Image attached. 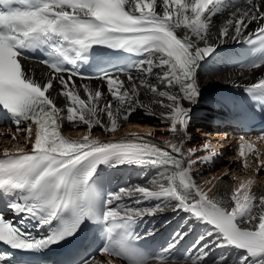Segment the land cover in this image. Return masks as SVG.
I'll return each mask as SVG.
<instances>
[{
	"label": "snow or ice",
	"instance_id": "1",
	"mask_svg": "<svg viewBox=\"0 0 264 264\" xmlns=\"http://www.w3.org/2000/svg\"><path fill=\"white\" fill-rule=\"evenodd\" d=\"M218 17L224 19L217 27ZM228 43L256 53L241 69L264 71V0H0V122L15 128L13 140L26 137L23 147L0 154V208L14 217L0 211V246L43 252L78 240L71 259L59 264H264V192L254 191L251 179L224 195L205 190L197 166L220 153L208 142L185 150L202 62ZM119 57L127 59L105 63ZM26 60L47 71L37 77ZM92 63L102 66L85 71ZM229 86L243 91L252 113L264 114V74ZM137 110L159 120L171 138L92 134L98 127L114 135ZM65 124L87 132L66 136ZM257 141L264 131L255 140L241 135L237 155L245 168L254 155L259 172L264 152ZM100 165L145 175L142 183L105 190L96 179ZM165 212L181 216L180 225L165 245H145L158 229L141 233L137 225ZM16 217L20 224L35 220L39 234L24 231ZM197 228L196 242L178 250ZM90 237L102 242L91 252ZM218 249L224 251L209 260ZM0 264L22 262L5 250Z\"/></svg>",
	"mask_w": 264,
	"mask_h": 264
},
{
	"label": "bare ground",
	"instance_id": "2",
	"mask_svg": "<svg viewBox=\"0 0 264 264\" xmlns=\"http://www.w3.org/2000/svg\"><path fill=\"white\" fill-rule=\"evenodd\" d=\"M223 19L224 18H221V17L214 18L213 24L217 25L218 27L223 22ZM212 31L216 32L217 28L214 27ZM230 44H234V43L220 45L214 53L206 57L205 60L202 62L201 68L198 72V79L201 85L203 86V88L201 90L200 102L197 105H195L193 108V111L191 114L192 119H194L195 117L198 118V116H202L204 119H206L208 117L204 113H210V110H216L219 108L218 104L209 96V91L212 88L219 86V85L229 84L230 82H247V83L255 82V79L259 78L260 75L264 74V71L260 69L249 71L247 69L224 68L222 64V60L224 59L223 49H225V47L229 46ZM25 67L29 69H35L37 77H40L43 72L47 71V69L44 66L31 62V61H26ZM240 73H243V75H240ZM92 83L95 86V85H98L100 82L97 80V81H93ZM142 98L145 99V101H147V97H142ZM59 102L61 106H63V104L65 103L63 100H60ZM124 123L126 126H123ZM191 125L192 124H190L189 127H191ZM64 128L66 129L67 133L74 138H78L87 132L86 126H82L77 129H72L69 126H67V124H65ZM146 128L148 132L149 131L153 132L154 138L157 141H164V140H168L171 138L170 133L161 134L165 131L164 126L160 124L159 120H155L152 117L146 116L143 110H137L135 113H133L132 117H130V120L128 122H122L121 128L114 135L105 134L98 127L93 130L92 134L96 137H99L100 139H105V140L106 139H116L130 132H136L138 134H146L148 133L144 131V129ZM199 128L202 131L211 129L210 127H208V124L206 123H205L204 128L202 127H199ZM9 129L13 130L12 127H9ZM12 133L15 134V131H13ZM2 136H6V135H2ZM248 138H251L253 140L256 139V137L254 138L248 137ZM20 139L25 140L26 137L23 136ZM24 142L23 143L21 142L23 146H24ZM225 142L226 141L222 142L224 147H225ZM192 147H190L187 143L185 145V150H187V148H192ZM256 148L259 149L261 152H264V141H257ZM199 154L201 155V154H207V153L203 151ZM227 155L228 154H225L226 159L229 158ZM216 157L220 159L221 154ZM234 157L238 159L237 154ZM247 159L249 161L250 166H253L254 170H256L258 167V164L256 162L255 156L249 155ZM261 159H264V156H262ZM209 166L210 164L198 165L197 167H198L199 172H198V175L195 177L199 182H201L205 190L212 188L213 193H216L217 195H224L226 191L230 192V189L232 187L237 186L241 181H247L251 179L254 181L253 190L256 191L258 194L264 192V175H261L260 173L259 174L261 175V177L259 174L251 175L250 173L251 171H249L247 175H242L240 176L239 180H236V179H233V176L231 175H229L228 177H224L217 173H211V172L208 173L207 171L209 169ZM124 167L127 169L126 171L129 172L128 174L126 173L123 174V178L127 180L126 186L134 185L137 183H142V178L144 177L145 174L140 168L127 167V166H124ZM154 174H155L154 172L148 173V176L150 177ZM215 177H223V178L217 181L216 179H214ZM206 180L211 181V183L204 184L203 182ZM217 184L219 185L218 188L213 187V185H217ZM211 194L212 193H210V195ZM154 203L155 201L152 202V204ZM146 219L150 222V225L152 227H155L156 229H158L156 233L162 235L163 245H165L169 241L171 234L181 223V216H177L174 213H169V212H165L159 216L146 217ZM200 232H201V229L197 228L195 231H193L188 236H186L184 240H182L180 244L177 245L178 250L183 252V251H186L189 247H191L196 242ZM221 251H224V250L218 249L216 250V252L210 253L208 259L211 260V258L214 255L219 254ZM227 251H229L230 254L233 252L232 249H227ZM97 258L101 259L102 257L99 256Z\"/></svg>",
	"mask_w": 264,
	"mask_h": 264
},
{
	"label": "rangeland",
	"instance_id": "3",
	"mask_svg": "<svg viewBox=\"0 0 264 264\" xmlns=\"http://www.w3.org/2000/svg\"><path fill=\"white\" fill-rule=\"evenodd\" d=\"M196 119H197V117H195L194 119L191 120L190 124H192V125H191V127L188 128V135L191 136V140L188 142V145L190 147L193 146V147L199 149V148L202 147V145L205 142H208V143H210L211 146H213L212 144L214 142L212 140H209V139L206 140L207 136H205V133H202V131L200 130L199 127H202V126H198L196 124V122H197ZM123 126H126L125 123H124ZM146 130H147V128L144 129V131L148 132V130L147 131ZM213 139H215V138H213ZM216 139L219 140V136L216 137ZM23 141H24V139H16L15 144L18 145L19 143H21ZM237 145H239L238 142H237ZM2 148L3 147L0 146V149H2ZM232 149H235L238 152V149L236 148V142H235V145H233V147L230 150H232ZM201 152H203V151H200L199 153H201ZM219 153H220V151H219ZM207 154H201V156H204V155H207ZM236 154L231 156L232 159L230 157H229L230 159L229 158L226 159L225 155L224 156L221 155L220 159L218 157H215L213 162L208 163V164H210V166H209V169H208L207 172L208 173L209 172L217 173V174L222 175L224 177H228L229 175H231V176L235 177L236 180H239L240 176H242V175H247L249 171H251L250 172L251 175H253V174L255 175V174H259V173L261 175H264V170H261V171L257 172L256 170H254L253 166H250L249 168H245L243 166V164L239 161V159L234 157V156H236ZM225 172H227L226 176L224 175ZM261 175H260V177H261Z\"/></svg>",
	"mask_w": 264,
	"mask_h": 264
}]
</instances>
